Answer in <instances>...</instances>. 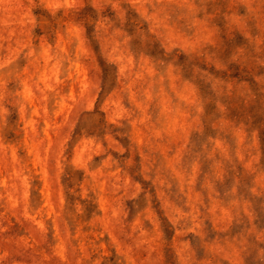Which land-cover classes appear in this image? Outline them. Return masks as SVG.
<instances>
[{"label": "rangeland", "instance_id": "rangeland-1", "mask_svg": "<svg viewBox=\"0 0 264 264\" xmlns=\"http://www.w3.org/2000/svg\"><path fill=\"white\" fill-rule=\"evenodd\" d=\"M0 264H264V0H0Z\"/></svg>", "mask_w": 264, "mask_h": 264}]
</instances>
